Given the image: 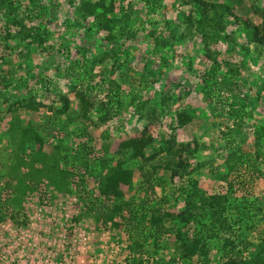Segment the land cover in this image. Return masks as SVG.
Returning <instances> with one entry per match:
<instances>
[{"label":"rangeland","instance_id":"1","mask_svg":"<svg viewBox=\"0 0 264 264\" xmlns=\"http://www.w3.org/2000/svg\"><path fill=\"white\" fill-rule=\"evenodd\" d=\"M206 1L226 4L264 36V0ZM154 2L155 6L144 0H126L123 7L116 0L111 16H124L129 7L133 9L126 19L128 32L115 39L108 38L107 30L94 23L93 17L77 15L78 0H39L35 4L14 0L15 23L0 10V186L14 183L12 190L0 191V264H27L26 258L34 256L33 248L70 240L73 224L77 227L78 222L92 234L96 252L101 250L96 241L102 232L110 242L127 245L118 251V264H132L133 258H142V264H169L177 251L172 226L177 224L169 215L157 233L158 227L150 226L149 218L157 212L175 215L182 211L185 193L179 188L187 176L173 175L181 155L198 169L193 174L200 188L221 197L223 229L228 226L226 231L240 241L233 254L244 258L250 250L257 252L252 245L242 248L244 242L255 243L264 233V39L248 42L230 15L220 36L213 35L218 32L216 25L201 31L195 24L199 13L193 4ZM150 29L156 38L147 35ZM207 53L216 60L213 70L219 66L217 81L214 73H205L211 69ZM222 75L238 87L217 83L222 82ZM120 77L122 105L116 115L112 109L107 111L106 96L109 79ZM27 82L35 93L27 89ZM57 95L69 100L63 113ZM26 101H32L30 107L43 103L37 109H24L19 102ZM87 104L90 109L86 111L82 106ZM106 112L109 118L102 116ZM13 120L24 126L30 123L33 131L44 136L43 147L26 140L21 151L19 132L13 139L8 128ZM142 134L153 141L138 160L126 158L133 168L132 184H120L131 208L124 216L105 221L98 200L108 203V197L102 198L98 191L101 165L97 159L117 153L120 142ZM235 148L242 158L237 160L236 171L227 175L231 189L219 177L225 169L223 160H236ZM16 153L27 166L16 164ZM124 157L116 154V160ZM110 168L106 166L103 172ZM21 177L24 187L16 183ZM53 181L63 182L64 188L56 190ZM18 193L19 207L4 204V198H15ZM113 222L120 225L115 227ZM196 230L191 224L189 235ZM144 237L148 241L143 248H128L133 239ZM209 245L207 264H221L223 258L214 250V241ZM202 260L201 255L194 256L190 264ZM173 264L189 262L178 259Z\"/></svg>","mask_w":264,"mask_h":264},{"label":"trees","instance_id":"2","mask_svg":"<svg viewBox=\"0 0 264 264\" xmlns=\"http://www.w3.org/2000/svg\"><path fill=\"white\" fill-rule=\"evenodd\" d=\"M30 3L35 4L39 0H28ZM119 3L124 7V3L126 0H118ZM14 0H0V10H4V15L7 19H10L12 23H15L14 17H12L15 12V7L13 6ZM144 3L147 5H154V0H144ZM160 3V2H159ZM182 3H190L193 4L197 12L199 13V16L196 17L195 24L199 30H205V27L216 25V28L218 29L217 34L213 33V35L220 36L223 29L225 28V24L228 20H226V16H232V22L238 24L240 27V31L245 34V36L248 39V42L252 43H258L261 42L264 39V36H259V30L257 26L251 24V22L248 19H242L236 14H233L228 6L226 4L221 3H213L208 2L206 0H183ZM130 4V3H129ZM155 6V5H154ZM149 8V7H148ZM116 9V0H78V6H77V15L83 14L90 17H93V22L98 24L99 27L103 28L104 30H107L108 38H116L118 36L123 35L125 32H128L126 25L128 24L126 19H130V11L133 9V7H129L126 12H124V16H111L112 13H114V10ZM152 9V8H151ZM182 13V12H181ZM183 14V13H182ZM183 18L191 22L192 19L185 17L182 15ZM124 22V24H123ZM126 22V23H125ZM230 22V21H228ZM118 27V28H117ZM221 30V31H220ZM21 32V31H19ZM155 31L153 29L148 30L147 35L149 37L154 36ZM206 34V32H204ZM207 35V34H206ZM211 35V34H210ZM38 36V35H37ZM155 37V36H154ZM156 38V37H155ZM40 39V38H38ZM157 47V46H155ZM207 58L211 61V69L206 71L205 73H214V78L216 79V72L219 71V66L216 68V70H213L217 66L216 60L210 53H207ZM213 64V67H212ZM120 68V66H118ZM215 71V72H214ZM222 82H217L220 84H224L226 86L236 88L238 85L234 83L233 81H227L225 80L224 75H222ZM109 86L107 88V98L108 104L110 107H107V111L112 109L114 114L119 115V108L122 105L120 93L118 92V89L122 86L123 79L120 77L119 79H109ZM27 89L29 91L31 90L34 92V90L29 87L30 84L28 82L26 83ZM231 89V88H230ZM44 91L47 93L49 92V87L46 85L44 86ZM35 93V92H34ZM78 95V94H77ZM60 100L63 102V109H60L59 112L63 113L66 110V107L68 106V99L65 96L57 95ZM133 98V99H132ZM131 100H135L134 96L131 97ZM163 100V99H162ZM161 100V102H162ZM37 101V100H36ZM80 103L83 102V100H79ZM105 101V99H104ZM106 102V101H105ZM43 102L38 101L35 102V105L30 107L32 105V101H26L25 103L19 102V104H22L21 106L24 107V109H37L35 108L37 105H41ZM78 103V101H77ZM106 105H104L105 107ZM83 109L86 111L89 108V104L87 106H82ZM88 108V109H86ZM153 112H156V108L152 109ZM161 111H163L161 109ZM109 112H106V114L102 115L105 118H109ZM51 115V114H50ZM54 116H57V113L52 114ZM67 116V115H66ZM85 116V115H84ZM140 116H143L140 113ZM45 119L47 118V121L49 120V115H44ZM154 117V116H153ZM43 120V119H42ZM56 120H59L57 118ZM60 121V120H59ZM57 123H60V122ZM68 120L65 121V125L67 124ZM16 123V124H15ZM52 123V122H51ZM55 126V124H52ZM13 126H16V130H13ZM41 125H37V127H40ZM8 128H10L11 137L13 139H17L16 134L19 132V144H20V150H22V145L26 140H35L37 147L41 149L43 147L44 136L39 135L37 131H33L32 125L27 124V126L21 125L18 120H13L12 123L9 124ZM260 129H263V127H260ZM257 130V129H256ZM9 132V131H8ZM143 132H145V127L143 128ZM142 132V133H143ZM264 136V132H263ZM15 137V138H14ZM17 141V140H16ZM150 141H153L150 136H145L142 134L141 137H132L127 138L120 142L119 144V150H117V153H123L125 156L122 159L116 160V154L114 153L112 155L107 156H99L97 159V164L101 165L99 175L103 174L101 178H99L98 175V191L101 193L100 195L102 198L104 196H107L108 203H105L100 198L98 200L99 207L103 208L104 212H100V214L103 215V218L105 221L112 220L113 217L116 215L124 216V212L127 210L129 211V200L124 197L123 191L120 190V184H128L129 186L132 184V177H133V168L130 167V164L128 165L126 158L131 156V159L136 161L135 158L138 160L140 155L144 154V150L149 146ZM167 142V141H166ZM194 146H196V143H193ZM57 147V146H56ZM166 147V148H165ZM164 149H167V145L165 144ZM55 148V146H54ZM59 149V146L57 147ZM193 150H196V147L193 148ZM131 151V152H128ZM234 154L236 155V148L233 150ZM233 153V152H231ZM15 156V155H14ZM20 155H17L16 153V164L19 165L23 164L24 166H27L26 160L21 157L18 159ZM241 157V153L236 155V160L231 161L225 158L224 165L225 169L223 171V174L219 177L220 179H223L225 181H228V176L232 172V170L236 171L237 164L240 162H237V160ZM116 160L114 165H110L113 160ZM109 163V164H108ZM136 163V162H135ZM134 163V164H135ZM54 166V163H52ZM31 163L29 164V166ZM128 165V166H127ZM139 169H142L143 167L141 164H135ZM166 166H169L170 163L167 162L165 164ZM108 166V169L110 170L108 172H103V170H106L105 167ZM135 166V167H136ZM176 170L173 171L174 174H182L183 176L186 175L187 179L183 180L180 186V190L183 191L185 200H184V207L181 212L171 215L169 212H164L161 215L159 212L155 213V215L150 216V226H156L157 230L156 232H159V229L162 226V222L165 217L171 216V218H174L177 225H172L173 230L175 232V237L177 241V247H176V253L172 254V261H169V264H173V262H177L178 259H182V261H188L190 262L194 259V256H202L204 258L203 263L200 264H207L209 261L207 260V255L209 253V249H211L209 242L214 241L213 248L216 252L220 253L222 263L221 264H264V233H260L257 237V241L255 243L251 242H244V248L242 250L247 248V245H252L256 248L257 252H254L250 250L249 255L247 257L239 256L238 253H234V247L237 248L240 244L235 241V237H232L230 235L229 230L230 229L227 226V231L224 228V224L221 223V212L224 210V206H221V197L218 196V194L214 193L211 195H208L205 191H203L199 184L198 179L195 177V174L198 169L196 167L192 168L190 166V163L188 162V159L181 155L177 161L175 162ZM56 167V166H54ZM58 167V166H57ZM130 167V168H129ZM189 168V169H188ZM37 170V168H36ZM187 171L189 174H187ZM192 172V173H190ZM67 174H70V172H67ZM229 174V175H228ZM192 175V176H191ZM228 175V176H227ZM65 178V177H64ZM63 178V179H64ZM147 179V178H145ZM64 183L66 180H63ZM148 182V180H146ZM13 182H6L2 186H0V191H10L14 188L12 186ZM16 183H18L19 186L24 187V178H18ZM63 182H52L51 185H53L56 190H62L64 187L61 186ZM14 184V183H13ZM16 185V184H15ZM17 187V186H16ZM233 185L230 181H228V188L232 189ZM25 188L27 186L25 185ZM230 189V191H231ZM64 190H67L66 188ZM18 195L15 198H4L3 202L4 204L7 203V205H14L15 207L20 206V202H17ZM99 195V196H100ZM2 194L0 195L1 198ZM110 198V199H109ZM19 201V199H18ZM159 210V209H158ZM260 210V208H258ZM151 212V211H149ZM0 219H2V215H0ZM210 224L209 226L207 225ZM193 225L195 229H197L192 236L189 235V229L190 225ZM120 222H113V226H119ZM226 227V226H225ZM134 228V227H133ZM130 231V230H128ZM136 230V227L134 229ZM226 232V234H225ZM132 234V233H130ZM148 239L144 237L141 240L134 241L133 244H128V248L134 249L136 247L143 248V243L147 242ZM127 246V245H126ZM159 246L157 245V248ZM243 247V246H242ZM236 251H239L237 249ZM134 264H142V258H133L132 259ZM198 261V260H197ZM132 263V264H133Z\"/></svg>","mask_w":264,"mask_h":264},{"label":"built area","instance_id":"3","mask_svg":"<svg viewBox=\"0 0 264 264\" xmlns=\"http://www.w3.org/2000/svg\"><path fill=\"white\" fill-rule=\"evenodd\" d=\"M76 231H79L76 234ZM108 232V231H107ZM92 234L86 228L73 224V233L70 240L52 242L45 249L33 248L34 256L26 258L27 264H118L120 257L117 255L126 244L118 241L110 242L108 234L101 233L96 252L95 241L91 240ZM64 236V234L62 235ZM105 236V238H104ZM102 241V242H101ZM39 255V256H38Z\"/></svg>","mask_w":264,"mask_h":264}]
</instances>
